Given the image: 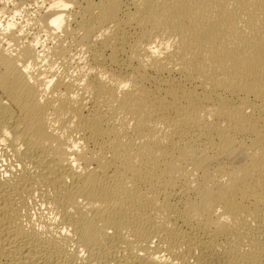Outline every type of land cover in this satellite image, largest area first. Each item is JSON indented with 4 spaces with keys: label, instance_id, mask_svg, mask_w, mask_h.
<instances>
[{
    "label": "bare ground",
    "instance_id": "bare-ground-1",
    "mask_svg": "<svg viewBox=\"0 0 264 264\" xmlns=\"http://www.w3.org/2000/svg\"><path fill=\"white\" fill-rule=\"evenodd\" d=\"M0 264H264V0H0Z\"/></svg>",
    "mask_w": 264,
    "mask_h": 264
}]
</instances>
